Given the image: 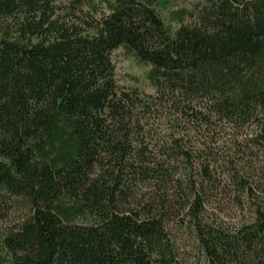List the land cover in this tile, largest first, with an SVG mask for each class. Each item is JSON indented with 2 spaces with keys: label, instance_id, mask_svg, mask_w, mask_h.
I'll return each instance as SVG.
<instances>
[{
  "label": "trees",
  "instance_id": "1",
  "mask_svg": "<svg viewBox=\"0 0 264 264\" xmlns=\"http://www.w3.org/2000/svg\"><path fill=\"white\" fill-rule=\"evenodd\" d=\"M161 1L0 0V264H264V0Z\"/></svg>",
  "mask_w": 264,
  "mask_h": 264
},
{
  "label": "rangeland",
  "instance_id": "2",
  "mask_svg": "<svg viewBox=\"0 0 264 264\" xmlns=\"http://www.w3.org/2000/svg\"><path fill=\"white\" fill-rule=\"evenodd\" d=\"M58 1L63 2L65 0ZM95 1L99 2L100 0ZM194 4V0H162L158 5V11L167 21L171 9L180 8L182 6L194 9ZM112 58L116 64L117 80L120 86L135 88L142 93L153 91L147 78L149 66L139 64L122 48L113 51ZM222 205L224 206V210L221 211L220 215L231 225H234L237 219L244 215V213L239 211L231 201H226ZM19 214H21V209L16 206L10 207L7 216H5V211L0 209V237L10 222ZM173 238L177 247L178 264H208L201 246L190 231L174 226Z\"/></svg>",
  "mask_w": 264,
  "mask_h": 264
}]
</instances>
